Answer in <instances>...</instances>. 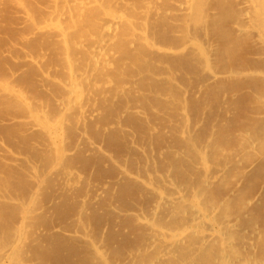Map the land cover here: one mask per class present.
Instances as JSON below:
<instances>
[{
  "label": "rangeland",
  "instance_id": "obj_1",
  "mask_svg": "<svg viewBox=\"0 0 264 264\" xmlns=\"http://www.w3.org/2000/svg\"><path fill=\"white\" fill-rule=\"evenodd\" d=\"M9 262L264 264V0H0Z\"/></svg>",
  "mask_w": 264,
  "mask_h": 264
},
{
  "label": "bare ground",
  "instance_id": "obj_2",
  "mask_svg": "<svg viewBox=\"0 0 264 264\" xmlns=\"http://www.w3.org/2000/svg\"><path fill=\"white\" fill-rule=\"evenodd\" d=\"M86 2V1H85ZM90 2V1H89ZM81 4V3H80ZM77 5V4H76ZM83 5H85V4H83ZM83 8V7H82ZM254 14V13H253ZM120 19V18H119ZM257 19V18H256ZM113 24L114 23H111V25L109 24V26H108V28H105V29H107L108 30V32H113L115 29H114V27H113ZM107 25V24H106ZM116 25V24H115ZM55 27V26H54ZM116 28V27H115ZM63 33L62 32H59V36L60 37H62L63 38ZM106 35H108V34H106ZM65 36V35H64ZM109 36V35H108ZM105 42V41H104ZM63 44V43H62ZM135 45V44H134ZM142 45V44H141ZM98 60V59H97ZM97 62V61H96ZM75 87V86H74ZM74 94V93H73ZM18 98V96H15V98ZM20 99V97L17 99V100H19ZM21 100V99H20ZM21 101H23V100H21ZM64 101V100H63ZM67 103V102H66ZM65 103V106L67 107V104ZM69 105V104H68ZM63 107L64 109L66 108V107ZM68 108H69V106H68ZM208 185V184H207ZM174 196H177V197H175V201L177 200V201H180V202H183L184 201V198H183V196H182V194H180V193H176L175 195H170V198H173ZM163 199H164V197H163ZM187 201V200H186ZM172 202H173V200H172ZM185 202V201H184ZM186 203V202H185ZM191 205V204H190ZM196 206V205H195ZM203 211V210H202ZM202 211H200V208H195V221H196V223H197V231L201 228L202 229V227L204 226V223H205V217H204V214L202 213ZM31 212V211H30ZM33 213V212H32ZM29 215V214H28ZM32 215V214H31ZM30 215V216H31ZM205 228V227H204ZM200 231V230H199ZM196 235H197V233H196ZM204 238H206V240L208 239V238H211L212 237V235H204L203 236ZM16 248V247H15ZM14 248V249H15ZM12 250V249H11ZM13 251V250H12ZM16 252H17V250H15ZM11 252V251H10ZM12 253V252H11ZM10 253V254H11ZM12 256V255H11ZM12 257H10V259H11ZM13 259V258H12ZM8 260V259H7ZM226 260V259H225ZM10 261H12V260H10ZM15 262V261H14ZM231 263V262H230ZM9 264H11L10 262H9ZM15 264H17V263H15Z\"/></svg>",
  "mask_w": 264,
  "mask_h": 264
}]
</instances>
